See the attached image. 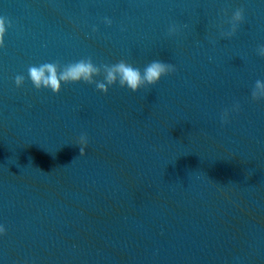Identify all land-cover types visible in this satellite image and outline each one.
<instances>
[{"label":"water","instance_id":"1","mask_svg":"<svg viewBox=\"0 0 264 264\" xmlns=\"http://www.w3.org/2000/svg\"><path fill=\"white\" fill-rule=\"evenodd\" d=\"M0 17V264H264V0H0ZM82 58L176 71L107 95L28 78Z\"/></svg>","mask_w":264,"mask_h":264},{"label":"clouds","instance_id":"2","mask_svg":"<svg viewBox=\"0 0 264 264\" xmlns=\"http://www.w3.org/2000/svg\"><path fill=\"white\" fill-rule=\"evenodd\" d=\"M245 10L237 9L231 16V30L222 33L225 38H231L238 31L239 25L244 22ZM105 23L109 26L112 21L105 19ZM11 21L7 17H0V49L6 47L5 37ZM95 31V29H94ZM177 29L173 26L169 34H176ZM258 54L264 57V45L258 49ZM176 69L172 64L159 60L148 63L143 70L134 67L126 60L121 59L115 64H104L102 67L94 64L91 58H82L75 62L62 65L57 62H46L39 65H30L28 67V78L37 90L48 89L56 95H59L64 85L85 83L95 85L98 92L107 95L111 87L119 85L126 88L132 93L139 92L142 88L156 86L162 78L175 73ZM102 76L101 79H97ZM14 82L18 88L25 84L23 75H16ZM251 98L256 103L264 102V82L257 80L251 92ZM239 111V106L235 107ZM228 113L225 112L223 119L227 122ZM80 155L86 154L85 149L88 147L87 136L78 138ZM6 229L0 226V234H4Z\"/></svg>","mask_w":264,"mask_h":264}]
</instances>
